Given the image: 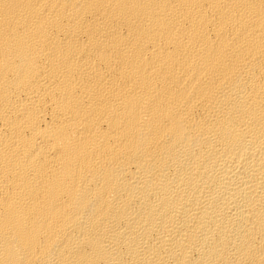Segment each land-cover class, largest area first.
Here are the masks:
<instances>
[{
    "label": "bare ground",
    "instance_id": "6f19581e",
    "mask_svg": "<svg viewBox=\"0 0 264 264\" xmlns=\"http://www.w3.org/2000/svg\"><path fill=\"white\" fill-rule=\"evenodd\" d=\"M0 264H264V0H0Z\"/></svg>",
    "mask_w": 264,
    "mask_h": 264
}]
</instances>
